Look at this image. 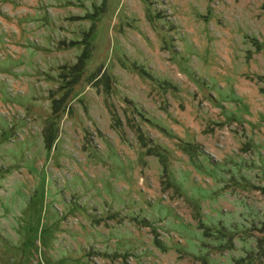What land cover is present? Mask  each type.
I'll list each match as a JSON object with an SVG mask.
<instances>
[{
	"label": "rangeland",
	"instance_id": "rangeland-1",
	"mask_svg": "<svg viewBox=\"0 0 264 264\" xmlns=\"http://www.w3.org/2000/svg\"><path fill=\"white\" fill-rule=\"evenodd\" d=\"M0 264H264V0H0Z\"/></svg>",
	"mask_w": 264,
	"mask_h": 264
}]
</instances>
